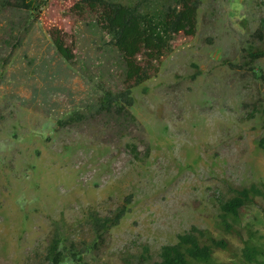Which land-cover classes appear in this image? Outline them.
<instances>
[{
    "label": "rangeland",
    "instance_id": "obj_1",
    "mask_svg": "<svg viewBox=\"0 0 264 264\" xmlns=\"http://www.w3.org/2000/svg\"><path fill=\"white\" fill-rule=\"evenodd\" d=\"M115 1L156 14L177 4ZM76 2L0 0V264H49L56 236L94 248L84 252L88 264H137L143 244L159 259L192 225L228 239L217 264H255L244 261L240 238L215 229L211 198L228 194L227 183H264V56L248 55L264 0H202L195 36L174 38L159 70L133 88L140 124L123 130L96 107L106 90L124 87V61ZM134 143L150 154L137 158ZM259 202L244 224L264 249ZM122 206L120 222L94 245L92 215Z\"/></svg>",
    "mask_w": 264,
    "mask_h": 264
},
{
    "label": "trees",
    "instance_id": "obj_2",
    "mask_svg": "<svg viewBox=\"0 0 264 264\" xmlns=\"http://www.w3.org/2000/svg\"><path fill=\"white\" fill-rule=\"evenodd\" d=\"M202 0H177L175 6H169L164 12L156 14L144 12L139 5H131L115 0H77L75 9L88 10L95 14L96 22L110 35L111 42L121 53L125 65V80L122 90H106L97 102L96 111L122 127L140 124L131 111L134 103L133 88L159 70L172 42L177 36L193 37L197 31V16ZM33 0H18L19 6L31 7ZM257 44L248 49L250 60L264 56V17L254 32ZM55 44L65 59L72 61L74 54L65 42L56 37ZM261 145L264 146V137ZM133 154L144 159L150 149L140 156L138 145H131ZM229 193H216L211 198L218 210L215 229L225 234L237 236L244 242L242 257L244 261L263 264L262 246L255 244V230L244 224V213L247 208L259 204L264 199V183L254 182L250 185L227 183ZM126 212V206L118 209L114 216L92 215L95 232L94 245H99L109 229L117 225ZM75 244L67 246L60 236L53 238L48 248L49 264H88L84 252ZM230 249L226 237H219L213 229L192 225L178 234L177 241L163 244L159 259L147 258L150 248L142 245V252L137 264H217L216 253Z\"/></svg>",
    "mask_w": 264,
    "mask_h": 264
}]
</instances>
